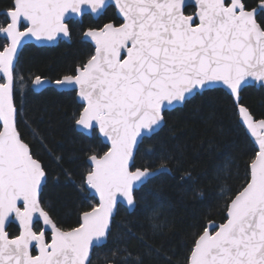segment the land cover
<instances>
[{"label": "snow or ice", "instance_id": "snow-or-ice-1", "mask_svg": "<svg viewBox=\"0 0 264 264\" xmlns=\"http://www.w3.org/2000/svg\"><path fill=\"white\" fill-rule=\"evenodd\" d=\"M115 9L119 23L100 19ZM192 9L191 12L188 10ZM0 22V264H93L94 249L105 246L113 229L121 238L135 236L116 221L118 204L137 206L139 190L156 175L169 172L172 153L155 164H137L145 140L166 127V112L222 92L231 115L249 134L253 147L239 185L231 167L217 169L221 222L193 225L191 245L181 259L168 264H264V113L257 115L242 93L253 85L264 89V0H10ZM74 18H78L77 24ZM79 27L94 51L72 74L48 81L75 93L76 129L103 138L106 150L88 156L91 167L81 177L98 197L64 227L43 197L48 172L25 141L20 125L39 139L24 119L15 96L24 77L16 73L19 50L29 40L54 42L70 38ZM43 141H41L42 143ZM146 155H156L149 148ZM51 154V153H50ZM57 161L61 157H55ZM143 199V196H141ZM163 203L149 206L154 233L172 225ZM16 224L17 232L8 229ZM105 264H127L126 249L109 250ZM165 255L146 245L133 264H153Z\"/></svg>", "mask_w": 264, "mask_h": 264}, {"label": "trees", "instance_id": "trees-1", "mask_svg": "<svg viewBox=\"0 0 264 264\" xmlns=\"http://www.w3.org/2000/svg\"><path fill=\"white\" fill-rule=\"evenodd\" d=\"M9 3L10 0H0V11ZM249 3L255 4L256 0H249ZM3 19L0 15V22ZM109 19H116L110 8L102 21ZM83 23L92 25L94 21L87 16ZM93 51L94 47L82 39L77 27L71 35V42L61 41L53 47L26 45L16 69L17 75L25 79L23 86L17 89L15 100L24 119L31 128L38 130L39 139L23 124L20 130L46 165L45 204L51 206L53 218L64 227L75 225L79 212L97 202L89 196L81 177L90 168L88 156L92 152L89 149L100 153L106 147L100 138L95 139L75 128L72 113L79 103L74 92L59 91L54 87L36 92L31 82L39 75L56 80L72 74ZM242 95L253 112L257 115L264 113V89L249 86ZM230 109L229 98L222 92H213L207 98L197 97L190 104L166 112V127L158 136L145 140L136 162L138 165L158 166L160 156L171 152L170 171L156 175L139 190L137 206L132 212L123 205L119 206L116 221L131 228L136 235L121 238V229L114 227L108 243L94 249L93 264H105L109 250L117 247L130 253L127 264H133L135 258L146 251V245L165 254L154 257L153 264H168L166 257L175 262L191 245L193 225L204 224L209 219L221 222L223 200L220 185L213 177L219 167L229 164L234 177L230 186L238 187L236 177L243 174L254 146ZM149 146L156 155H146L145 149ZM55 157L61 159L57 161ZM160 203H163V214L172 225L163 234L152 231L147 210ZM17 228L13 224L8 229L10 235L15 234Z\"/></svg>", "mask_w": 264, "mask_h": 264}, {"label": "water", "instance_id": "water-1", "mask_svg": "<svg viewBox=\"0 0 264 264\" xmlns=\"http://www.w3.org/2000/svg\"><path fill=\"white\" fill-rule=\"evenodd\" d=\"M3 11H4V9L2 10V11H0V13L1 14H3ZM74 20H78V18H74ZM59 40H66V41H70V38H58L56 41H54V42H40V41H36V40H29V41H27L26 43H25V45L19 50V52H18V57H17V61H16V69H17V66H18V61H19V57H20V55H21V52H22V50L24 49V47L26 46V45H29V44H34V45H36V46H39V47H41V46H52V45H56V44H58V42H59ZM83 40H85L84 38H83ZM85 41H87V42H89V43H91L92 45H93V43L91 42V41H89V40H85ZM94 46V45H93ZM42 77V76H41ZM42 78H44V79H46V80H48V81H54L53 79H51V78H49V77H42ZM34 79V78H33ZM251 86H256V87H258V88H260L258 85H256V84H253V85H251ZM31 87H32V89L34 90V91H36V92H40V91H42L43 89H45V88H47V87H54V88H56L57 90H59V91H66V90H63V89H59V88H57V87H55V86H53V85H51V84H48V83H45L44 85H42V86H36V85H34L33 83H31ZM178 107H182V106H177V107H175L174 109H176V108H178ZM173 110V109H172ZM169 111H171V110H169ZM78 130V129H77ZM78 131H80V130H78ZM81 132V131H80ZM248 134V133H247ZM86 135H88V134H86ZM249 135V134H248ZM88 136H91V135H88ZM101 140H102V142H103V138L101 137L100 138ZM104 143V142H103ZM105 144V143H104ZM88 163H89V165H90V167H91V164H90V162L88 161ZM86 188V187H85ZM86 190L88 191V194H89V196L90 197H94L96 200H98V197H96V195H95V193L93 192V191H91L90 189H88V188H86ZM120 205H123V206H125L127 209H128V211H130V212H132L134 209H129L128 208V206L123 202V201H121L119 204H118V208H119V206ZM16 225V224H15ZM17 226V225H16ZM18 227V226H17ZM9 231V230H8ZM10 233V232H9ZM93 256V255H92Z\"/></svg>", "mask_w": 264, "mask_h": 264}, {"label": "flooded vegetation", "instance_id": "flooded-vegetation-1", "mask_svg": "<svg viewBox=\"0 0 264 264\" xmlns=\"http://www.w3.org/2000/svg\"><path fill=\"white\" fill-rule=\"evenodd\" d=\"M110 9H113L114 10V14H115V9L114 8H110ZM192 10V9H191ZM0 15H3V14H1L0 13ZM115 16H116V19H112V20H115L117 23H119V18H118V16L115 14ZM90 18H92V20L94 21V24H92V25H95V24H97V23H102V22H106L107 20H103L102 21V18H100L99 20L98 19H96V18H94V17H91V16H89ZM76 21H79V20H76ZM82 39H83V37H82ZM61 41H66V40H59V42H58V44L61 42ZM66 42H71V37H70V41H66ZM58 44H56V45H52V46H46V47H53V46H57ZM91 44V43H90ZM92 45V44H91ZM93 46V45H92ZM94 47V46H93ZM40 76V75H39ZM32 83V82H31ZM94 198V197H93ZM97 201V200H96Z\"/></svg>", "mask_w": 264, "mask_h": 264}]
</instances>
